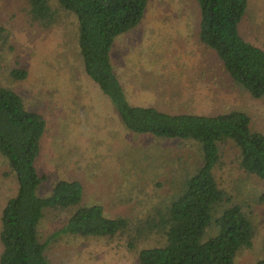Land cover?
I'll list each match as a JSON object with an SVG mask.
<instances>
[{"label": "rangeland", "instance_id": "obj_1", "mask_svg": "<svg viewBox=\"0 0 264 264\" xmlns=\"http://www.w3.org/2000/svg\"><path fill=\"white\" fill-rule=\"evenodd\" d=\"M53 5L58 8L55 1ZM243 19L242 34L264 48V0H248ZM199 20L195 0H149L142 22L119 36L113 47L115 70L129 100L172 112L241 109L264 132V97L253 98L222 83L215 52L198 38ZM0 24L7 35L5 44H0V85L20 91L48 121L38 159L40 173L47 176L41 194H49L59 179L80 180L86 189L85 203L103 205L111 217L128 215L137 221L174 193L175 180L195 160L197 147L187 141L139 137L124 128L113 103L84 72L74 15L61 11L58 21L45 28L30 20L24 1L0 0ZM17 65L28 71L25 80L11 77ZM223 154L219 181L256 228L253 248L241 252L235 264H255L264 244L260 199L264 180L239 168L230 143ZM5 170L0 157V215L6 199L17 190L15 179L5 176ZM67 216L65 211H47L40 225L43 240ZM61 237L48 248L52 264H139L140 248L162 242L154 234L134 248L126 233L112 238Z\"/></svg>", "mask_w": 264, "mask_h": 264}, {"label": "trees", "instance_id": "obj_2", "mask_svg": "<svg viewBox=\"0 0 264 264\" xmlns=\"http://www.w3.org/2000/svg\"><path fill=\"white\" fill-rule=\"evenodd\" d=\"M20 1L27 3L30 20L45 28L58 21L61 11L76 17L84 72L113 103L126 130L159 141H187L197 151L175 180L174 193L137 221L128 215L111 217L103 205L85 203L86 189L80 180L59 179L43 195L40 187L47 176L40 173L38 159L48 121L43 112L29 106L24 94L0 85V157L7 168L4 175L17 184L0 215V264H52L48 248L62 235L112 238L119 233L129 236L132 248L152 234L161 237V244L138 250L139 264H235L241 252L253 248L256 228L220 183L218 172L224 164L223 149L230 143L239 168L264 180V132L254 127L252 116L236 108L172 112L129 100L112 52L116 39L142 22L149 0ZM195 1L200 13L198 38L215 52L222 83L253 98L264 97V48L240 31L248 0ZM5 32L0 24V44L6 42ZM10 75L22 81L28 71L17 65ZM260 199L264 201V195ZM51 210L68 216L43 240L40 225ZM255 264H264V244Z\"/></svg>", "mask_w": 264, "mask_h": 264}]
</instances>
